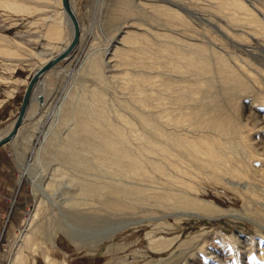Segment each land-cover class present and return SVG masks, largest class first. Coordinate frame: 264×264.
I'll return each instance as SVG.
<instances>
[{"label":"bare ground","instance_id":"1","mask_svg":"<svg viewBox=\"0 0 264 264\" xmlns=\"http://www.w3.org/2000/svg\"><path fill=\"white\" fill-rule=\"evenodd\" d=\"M214 1L223 11L224 20L234 29L252 28L264 42L263 10L260 9V16L243 0ZM68 2L79 30L75 47L81 38V27L72 0ZM166 4L164 2V6ZM6 9L23 13L46 9L45 15L31 22L43 21V35L50 40L45 51L55 50V54H36L35 61L29 56L18 58L15 55L18 46H26L16 38L0 36V51H17L16 59L13 55L0 59L3 66L13 70L18 61L27 62L25 65L33 69V74L70 43L73 24L62 0H0V13ZM130 27L140 28L133 23H120L107 45L99 52H90L81 63L77 69L80 73L77 85L66 88L53 111L57 122L48 127L36 149L40 159L42 153H46L56 161L46 177V188L52 185L57 174L68 177L63 189L69 193L67 208L61 209L65 210L63 218L68 220L67 225L101 220L100 211L132 209L149 197L155 202L173 198L205 216L213 211L231 215L226 208L207 199L182 195L177 190L166 198V193L160 190L162 185L143 181L154 176L148 171L149 164L154 171L167 177H174L171 173L191 175L195 170L212 183L219 180L226 183L223 176L230 174V186L240 187L241 195L264 198V193L260 194L264 192V69L254 72L239 60H229L221 52H215L212 44L186 41L188 38L182 40L177 34L173 35L170 26L172 34L157 32L153 38ZM52 39L61 41V45L52 44ZM135 62H141L144 68L138 70ZM51 67L42 72L45 77ZM153 72L159 78H155ZM11 77V74L0 73L3 80ZM37 80L20 124L4 143L21 133L27 118L37 120L47 100H53L56 87L51 85L55 82L50 79L34 88ZM129 93L134 94L135 99L129 98L131 95L127 97ZM198 94L201 98H196ZM151 97L157 100L153 102ZM239 109H246V113ZM191 118L194 119L192 126L184 122ZM15 119L0 138L12 129ZM244 182L247 186L241 187ZM42 202L40 198L37 206ZM36 213L20 231L8 264H35L29 259L28 250L35 248ZM47 214L51 217V211ZM213 235L219 247L204 243L195 245L188 251L193 263L264 264V234L257 240L222 232ZM154 244L160 248L163 242L157 240ZM43 258L47 264H54L46 252Z\"/></svg>","mask_w":264,"mask_h":264},{"label":"rangeland","instance_id":"2","mask_svg":"<svg viewBox=\"0 0 264 264\" xmlns=\"http://www.w3.org/2000/svg\"><path fill=\"white\" fill-rule=\"evenodd\" d=\"M121 1L72 0L81 27L80 41L68 56L51 67L48 77L42 74L34 86L38 88L40 82L48 83L51 79L52 83L55 82L51 86L56 87L53 100H47L48 104L37 120L27 118L21 133L0 148V188L6 189L9 175L15 176L16 181V191L13 195L4 197L0 202V264L9 263L18 235L35 211V248L28 250L29 259L34 260L35 264H47L43 252L49 255L54 264H196L188 258L189 249L202 243L219 247L213 233L248 236L256 240L264 234V198H252L244 193L242 196L240 187L233 189L230 186V174L223 176L226 183L222 180L212 183L195 170L191 175H160L150 164L147 168L154 176L151 180L143 181L162 185L160 190L166 193V198L174 195L175 193L171 192L177 190L182 195L207 199L226 208L231 215H221L213 211L205 216L190 206L177 203L173 198L155 202L149 197L143 204L132 209L126 208L117 212L98 211V215L103 218L101 220L90 223L75 222L77 226L72 227L67 225L68 220L63 218L65 210L61 209L67 208L69 193L66 194L63 189L68 177L65 174H57L58 177H54L52 185L46 188V177L50 175L49 172L56 161L50 159V155L46 153H42L40 159V156H36V149L48 127L51 124L55 126L57 122L53 111L64 96L66 88L72 89L77 85L80 74L77 69L90 52H99L107 45L111 35L116 32L117 25L122 22L133 23L140 28L130 27L131 30L144 31L145 36L150 34L149 38H153V34L157 32L173 31V35L177 34L182 40L188 38L186 41L198 40L212 44L210 46L215 52H221L229 60L245 63L254 72L264 69V42L259 40L257 31L245 27L234 29L224 20L223 11L214 4V0H163L167 3L165 6L162 0H126L127 3ZM243 1L261 16L260 9L264 11V0ZM52 4L56 6L55 3ZM47 12L46 9L32 13L6 9L0 13V36L6 39L16 38L31 48L18 46L17 54V51L13 53L14 51L10 50L6 53L1 50L0 59L11 58L15 54L18 58L29 56L35 61L36 54H55V50L45 51V45L50 40L43 35V21L31 22ZM162 20L169 25H164ZM219 23L224 26H219ZM173 27L180 29H175L174 32ZM51 43L61 45L62 42L52 39ZM22 51L30 55L23 54ZM25 63L18 61L13 70L0 63V73L12 76L10 81L0 78V134L15 119L28 83L26 80H29L33 72ZM140 63L134 64L138 70L144 68ZM153 74L156 78V72ZM132 96L135 97L134 94H127L129 98H133ZM195 96L201 98L200 94ZM149 99H153V102L157 100L153 97ZM239 110L246 113V109ZM193 120L185 119L184 122L192 126ZM187 123L185 124L188 125ZM245 185L247 186V182L241 187ZM13 187L11 185L6 191L10 193ZM263 193L260 191L261 195ZM40 198L43 202L37 206ZM50 211L49 218L47 213ZM157 240L163 242L160 248L154 244ZM169 240H172L170 244Z\"/></svg>","mask_w":264,"mask_h":264},{"label":"water","instance_id":"3","mask_svg":"<svg viewBox=\"0 0 264 264\" xmlns=\"http://www.w3.org/2000/svg\"><path fill=\"white\" fill-rule=\"evenodd\" d=\"M63 2V6L66 9L67 13L70 16V19L72 21L73 24V35L71 38L70 43L68 44V46L65 48V50H63L62 52L58 53L56 56H54L53 58H51L50 60H48L46 63H44L41 67H39L30 77L28 84L25 87V90L23 92L22 95V100L20 103V107L17 113V117L15 119L14 125L12 127V129L3 137L0 138V145L2 143H4L5 141H7L8 139H10V137L14 134L16 128L18 127V125L20 124V121L24 115V112L26 110L27 104H28V100L30 98V94L32 92V88L33 85L35 83V81L37 80V78L40 76V74H42V72L44 70H46L47 68L53 66L55 63H57L60 59H62L64 56H66L68 54V52L74 47V45L76 44L77 40H78V34H79V30H78V24L76 21V18L74 16V14L72 13L70 6H69V2L68 0H62Z\"/></svg>","mask_w":264,"mask_h":264},{"label":"crops","instance_id":"4","mask_svg":"<svg viewBox=\"0 0 264 264\" xmlns=\"http://www.w3.org/2000/svg\"><path fill=\"white\" fill-rule=\"evenodd\" d=\"M9 142V141H8ZM6 142V143H8ZM4 143V144H6ZM2 147V145L0 146V148ZM7 187L6 189H2L0 188V202L3 200L4 197H9V195H13V193L16 191V181H15V176L13 175H9L7 176ZM12 185V187L14 189L11 190V192L9 193L8 191H6L8 188H10V186ZM9 199V198H8ZM16 218V217H14ZM12 225H14V221L12 220L11 221Z\"/></svg>","mask_w":264,"mask_h":264}]
</instances>
